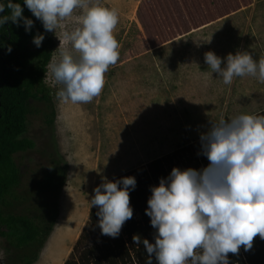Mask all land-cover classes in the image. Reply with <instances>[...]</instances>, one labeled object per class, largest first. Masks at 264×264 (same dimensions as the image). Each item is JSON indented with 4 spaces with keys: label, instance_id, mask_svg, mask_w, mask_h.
I'll list each match as a JSON object with an SVG mask.
<instances>
[{
    "label": "rangeland",
    "instance_id": "374dc122",
    "mask_svg": "<svg viewBox=\"0 0 264 264\" xmlns=\"http://www.w3.org/2000/svg\"><path fill=\"white\" fill-rule=\"evenodd\" d=\"M91 2L118 13L120 58L105 73L102 93L87 104L58 100L60 86L47 68L55 124L48 129L43 120L50 111L32 102L25 137L35 148L15 157L29 205L42 200L35 182L52 161L68 166L56 226L35 264H64L88 220L94 189L105 180L199 141L210 122L264 110V83L249 75L225 85L204 60L208 51L222 59L237 51L264 59V0ZM81 13L62 22L67 30L79 26ZM63 30L50 33L51 61L60 58ZM13 251L0 238L2 264H10Z\"/></svg>",
    "mask_w": 264,
    "mask_h": 264
},
{
    "label": "clouds",
    "instance_id": "9594fccd",
    "mask_svg": "<svg viewBox=\"0 0 264 264\" xmlns=\"http://www.w3.org/2000/svg\"><path fill=\"white\" fill-rule=\"evenodd\" d=\"M24 4L46 31L64 29L60 37L56 35L60 58L48 65L53 86H60L58 100L92 102L103 91L105 73L120 58L114 36L118 13L91 0H24ZM6 9L10 14L0 15V27L11 21L31 31L34 21L23 15L20 3L0 0V13ZM77 9L82 10L79 26L69 31L62 22ZM44 39L38 33L33 43L39 48ZM204 60L225 85L249 75L264 83V59L257 62L249 52L229 53L222 59L208 51ZM199 139V154L208 165L199 170L173 167L151 188L145 212L155 229L154 243L133 237L146 249L147 264H153V257L156 264H230L229 253L238 255L242 247L249 251L257 236L264 239V115L241 114L210 122ZM136 185V178L128 176L105 180L94 189L90 204L99 209L103 235L117 238L133 217L130 191Z\"/></svg>",
    "mask_w": 264,
    "mask_h": 264
},
{
    "label": "trees",
    "instance_id": "16d2710c",
    "mask_svg": "<svg viewBox=\"0 0 264 264\" xmlns=\"http://www.w3.org/2000/svg\"><path fill=\"white\" fill-rule=\"evenodd\" d=\"M13 3L21 4L23 15L34 21V27L26 32L23 24L18 27L11 21L0 27V238L14 250L10 264H35L56 226L59 195L66 186L68 166L62 160H53L51 171L35 182L42 200L29 205L31 200L20 190L21 173L15 157L35 148V142L25 137L32 102L44 103L50 111L43 120L48 129L55 124V111L44 84L54 42L51 32L43 28L24 0ZM6 14H10L7 9L0 13ZM38 33L45 36L39 48L33 43ZM255 115H264V110ZM200 149L199 140L108 180L136 178V188L130 191L133 217L123 225L119 236L112 238L101 233L98 207H90L88 220L64 264H147L146 249L142 243L136 245L133 237L139 235L142 240L154 243L155 229L145 212L151 188L158 186L173 167L182 170L206 167L209 161L199 154ZM229 259L230 264H264V239L257 236L251 250L242 247L238 255L229 253ZM153 264H156L154 257Z\"/></svg>",
    "mask_w": 264,
    "mask_h": 264
},
{
    "label": "bare ground",
    "instance_id": "6f19581e",
    "mask_svg": "<svg viewBox=\"0 0 264 264\" xmlns=\"http://www.w3.org/2000/svg\"><path fill=\"white\" fill-rule=\"evenodd\" d=\"M49 251V250H48Z\"/></svg>",
    "mask_w": 264,
    "mask_h": 264
}]
</instances>
